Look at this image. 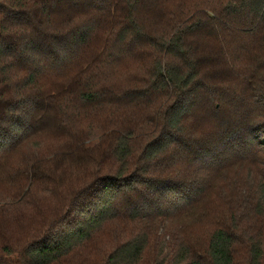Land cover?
Masks as SVG:
<instances>
[{
    "label": "trees",
    "instance_id": "1",
    "mask_svg": "<svg viewBox=\"0 0 264 264\" xmlns=\"http://www.w3.org/2000/svg\"><path fill=\"white\" fill-rule=\"evenodd\" d=\"M0 264H264V0H0Z\"/></svg>",
    "mask_w": 264,
    "mask_h": 264
},
{
    "label": "rangeland",
    "instance_id": "2",
    "mask_svg": "<svg viewBox=\"0 0 264 264\" xmlns=\"http://www.w3.org/2000/svg\"><path fill=\"white\" fill-rule=\"evenodd\" d=\"M202 207H205V208H209L210 210H214V209H216L217 210V205H215V201H214V199L212 198V196H211V193L209 192V194L207 195V197H206V200H205V202L203 203V206ZM218 211V210H217ZM179 223H180V221H175V222H173V223H171V225H175V226H178L179 225ZM204 223V221H201V224H203ZM204 228V231L207 233V232H209V230L211 229V227H207V226H204L203 227ZM202 230H200L199 232H197L198 234H202ZM197 246H198V248L197 249H199V250H203L204 249V247H205V239H201V238H199V245L197 244Z\"/></svg>",
    "mask_w": 264,
    "mask_h": 264
}]
</instances>
